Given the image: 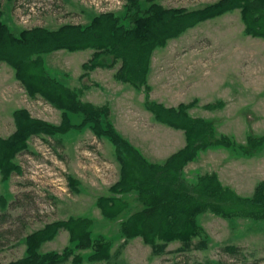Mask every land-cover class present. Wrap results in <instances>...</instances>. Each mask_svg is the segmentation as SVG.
Segmentation results:
<instances>
[{"label": "rangeland", "instance_id": "1", "mask_svg": "<svg viewBox=\"0 0 264 264\" xmlns=\"http://www.w3.org/2000/svg\"><path fill=\"white\" fill-rule=\"evenodd\" d=\"M218 1L140 0L143 7L156 4L165 9L186 11H197ZM126 3L127 0H0V20L15 34L37 26L50 30L65 24L86 26L100 13L123 15ZM257 38L244 33L241 9L236 8L198 22L152 52L153 61L168 62L167 66L178 62L200 64L204 67L202 70L212 72V83L220 73L224 75L227 66L233 73L229 79H245L244 89L239 88L241 92L236 91V86L231 88L227 108L222 112H210L204 108L205 102L223 98L225 91L220 85L211 86L204 94L198 91L200 105H197L198 100L194 105L200 108V114L209 115L207 120L213 123L216 136L227 133L242 148H248L247 133L264 135V92L258 94L246 83L252 80L259 84L264 82V39ZM92 52V49L74 52L60 49L43 57L54 75L75 86L78 84L77 75L82 71L81 64ZM166 70L170 84L174 69ZM14 74L9 64L0 61V138H10L16 133L13 112L21 108L32 118L60 124L62 111L40 95L29 96ZM196 82L199 85L201 79L197 77ZM189 97L187 94L185 99ZM139 101L136 94L133 103L139 106ZM69 117L78 122V116L69 114ZM135 123L136 129L129 136L139 145L158 132L156 125L143 115H137ZM25 143L26 147L11 156L10 161L16 168L6 178L0 172V264L22 260L29 235L43 230L48 224L71 217L91 220V236H101L109 242L110 257L90 261L88 257L92 250L74 248L65 227H59L51 238L42 241L37 248L39 253H60L71 248L72 255L61 264H75L76 255L82 257L78 264H264V218L243 215L224 218L210 211L200 213L196 220L201 233L191 240L197 242L205 238L204 249L174 251L181 243L173 240L168 243L165 253L154 255L150 244L140 236L124 240L119 221L140 206L134 201L133 194L123 195L130 210L115 219L102 215L97 200L114 196L110 187L119 178V168L110 153L112 145L105 138L95 137L90 129H71L55 135L32 133ZM253 153L248 156L243 150L234 148L228 151L225 161L223 153L218 152L206 159L212 162L221 160L216 169L223 186L229 185L237 194L250 196L256 182L264 179V145ZM88 154L108 163L107 174L100 176L97 173ZM240 157L243 159H237Z\"/></svg>", "mask_w": 264, "mask_h": 264}, {"label": "trees", "instance_id": "2", "mask_svg": "<svg viewBox=\"0 0 264 264\" xmlns=\"http://www.w3.org/2000/svg\"><path fill=\"white\" fill-rule=\"evenodd\" d=\"M236 8L241 9L244 33L264 38V0H219L197 11L165 9L156 4L143 7L140 0H127L123 15L105 12L95 16L86 26L65 24L55 30L37 26L17 34L0 20V61L13 68L15 78L29 96L40 95L63 113L61 123L55 125L32 118L23 108L13 112L16 133L10 138H0L3 178L16 168L10 161L11 156L26 147L25 141L30 134H65L71 129L81 131L88 128L97 138H105L113 145L119 164V178L110 187L114 196L97 200L102 215L115 219L128 210L130 206L123 195L133 194L134 201L140 206L119 221L124 240L140 236L150 244L154 255L165 253L168 243L173 240L181 243L174 251L204 249L205 238L197 242L191 240L201 233L196 220L200 213L210 211L224 218L236 215L264 218V180L256 182L250 196H242L223 186L214 172L197 175L193 181H188L183 170L200 151L210 148L223 147L231 151L239 148L248 156L254 155L253 151L264 145V135L247 134L248 148H242L227 135L216 136L212 122L188 115L187 110L196 105L197 99L176 107H165L149 99L150 87L146 80L155 48L200 21ZM60 49L69 52L93 50L90 58L81 65L84 73L80 80L97 67H114L119 60L114 78L136 90H143L144 106L156 121L184 130L185 147L164 163L146 160L114 128L107 104L97 106L81 100L82 89L92 83H82L83 88H71L48 69L43 56ZM225 105L223 100H216L206 103L204 108L219 110ZM69 114L78 116V122L71 121ZM90 226L91 220L82 217L48 224L26 238L25 257L9 264H61L67 261L72 255L69 247L60 253L37 251L40 243L51 238L59 227L68 229L69 241L74 243V248L92 250L88 257L90 261L108 259L109 242L101 236H91ZM73 261L81 263L82 257L76 255Z\"/></svg>", "mask_w": 264, "mask_h": 264}, {"label": "crops", "instance_id": "3", "mask_svg": "<svg viewBox=\"0 0 264 264\" xmlns=\"http://www.w3.org/2000/svg\"><path fill=\"white\" fill-rule=\"evenodd\" d=\"M257 39H264V38H257ZM152 58L153 55H151L149 61V67L146 77L147 83L150 86L149 97L150 100L156 103H160L165 107H176L180 103H189L194 99H197L198 100L197 105H200L199 102L201 101V99L197 95V92L199 91L200 93L204 94L211 89V86L213 87L220 85L222 88H224L225 91V95L223 96L224 99L222 98L220 100H223L226 103V105L223 108L219 109L220 112H222L224 109L227 108L226 107L227 101L229 100L228 95L231 92V88L233 86H236V91L238 93L241 92L239 88L242 87L244 89L245 79L244 80L229 79V77L232 76L233 73L229 71L228 66L224 69V75L220 73V77L217 80H215V82L212 83L211 81L212 72L202 70L204 69V67L200 66V64L178 62V63H174V66L173 65L167 66L168 62L163 63V62L153 61ZM119 65H120V61L118 60L115 66L112 68L97 67L89 71L88 76L86 78L80 80V76L84 73V70L82 69V71L77 75L78 84L75 86H71L69 85L68 82L64 81L61 78L60 79L67 86L76 89L81 88L82 83L83 84L92 83L93 85H85L84 88L82 87L83 89L81 94V100L85 102H90L97 106L107 104L111 110L110 113L111 123L113 124L117 132L120 133L125 139H127L149 162L164 163L171 155H173L174 153L178 152L179 150L185 147L186 145L185 132L182 129L171 127L169 125L160 123L154 119L153 114L150 111H148L144 106L143 91H137L133 86L127 83H122L120 81H117L114 78V73L116 72ZM168 68H172L175 70V71L173 70L172 72L173 82H171L170 84L168 82L169 73L166 70ZM196 69H200L201 71L197 72L195 71ZM197 77L201 79V83L199 85L196 82ZM67 79L68 77H66V80ZM246 83L252 89L254 90L256 89L257 91L256 93L259 94L264 92V82L259 84L258 81L254 82V80H252L249 83L246 81ZM201 89H203V92H201ZM136 94L140 98L139 106L133 103V98L135 97ZM187 94L191 96L189 97V99H185V96H187ZM235 100L238 99L236 98ZM199 109L200 108H198L197 106H193L187 110V113L189 116L193 118L204 117L207 119L209 115L200 114L198 112ZM209 111L213 112L212 110ZM137 115H143L144 117H146V119H148L149 121L153 122L156 125L158 130L156 134L151 135L148 138V140H146L143 144L141 143L140 145L129 136V133L133 132V130L136 129L135 119ZM221 134L225 135L222 132ZM105 140L107 141V143L112 145L107 139ZM221 148L223 147L210 148L204 151H200L194 160L189 161L184 166L183 170H184L185 178L188 181H193L197 175L214 172L217 174L219 181L222 183V180L216 169L217 164H219L221 160H219V162H217L216 160L212 162L211 160L206 159L214 155L213 153L218 152L219 154L223 153V160L225 161L228 157L229 150H221ZM110 153L113 156L112 158L117 163L119 168V164L115 159L114 148L113 151L110 150ZM237 159H243V158L240 157ZM260 180H264V179H259L258 181ZM226 186L233 189V187L229 185Z\"/></svg>", "mask_w": 264, "mask_h": 264}, {"label": "built area", "instance_id": "4", "mask_svg": "<svg viewBox=\"0 0 264 264\" xmlns=\"http://www.w3.org/2000/svg\"><path fill=\"white\" fill-rule=\"evenodd\" d=\"M91 156V160L92 162L96 165V171L97 173H99L100 176L107 174L108 169H109V165L105 160H98L97 156L92 155V154H88Z\"/></svg>", "mask_w": 264, "mask_h": 264}, {"label": "bare ground", "instance_id": "5", "mask_svg": "<svg viewBox=\"0 0 264 264\" xmlns=\"http://www.w3.org/2000/svg\"><path fill=\"white\" fill-rule=\"evenodd\" d=\"M56 109V108H55Z\"/></svg>", "mask_w": 264, "mask_h": 264}]
</instances>
